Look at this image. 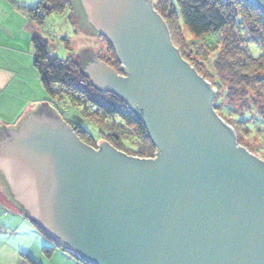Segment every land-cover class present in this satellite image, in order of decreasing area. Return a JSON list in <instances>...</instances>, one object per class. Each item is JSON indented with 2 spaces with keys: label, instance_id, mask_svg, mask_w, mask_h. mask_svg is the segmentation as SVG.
<instances>
[{
  "label": "water",
  "instance_id": "obj_1",
  "mask_svg": "<svg viewBox=\"0 0 264 264\" xmlns=\"http://www.w3.org/2000/svg\"><path fill=\"white\" fill-rule=\"evenodd\" d=\"M249 1L264 12V0ZM71 3L129 75L92 49L77 55L82 71L136 110L156 157L106 141L96 150L41 104L0 128L2 197L89 264H264V159L216 113V89L182 58L152 0Z\"/></svg>",
  "mask_w": 264,
  "mask_h": 264
},
{
  "label": "trees",
  "instance_id": "obj_2",
  "mask_svg": "<svg viewBox=\"0 0 264 264\" xmlns=\"http://www.w3.org/2000/svg\"><path fill=\"white\" fill-rule=\"evenodd\" d=\"M73 5L71 0H41L30 8V14L44 24L48 15ZM154 7L182 58L216 88L213 108L233 127L237 142L242 143V136L259 137L261 147L256 150L264 149V12L249 0H159ZM104 41L115 53L108 56L107 64L122 71L115 50ZM32 42L48 99L83 141L97 142L88 130L64 116L62 108L69 104L81 107L90 119L104 122L107 129L103 125L101 129L115 148L124 150L123 146L134 153L125 152L128 155H155L158 146L145 121L124 99L96 88L72 48L62 59L51 55L49 40L38 31ZM250 42L260 47L258 56L251 53Z\"/></svg>",
  "mask_w": 264,
  "mask_h": 264
},
{
  "label": "crops",
  "instance_id": "obj_3",
  "mask_svg": "<svg viewBox=\"0 0 264 264\" xmlns=\"http://www.w3.org/2000/svg\"><path fill=\"white\" fill-rule=\"evenodd\" d=\"M39 1L41 0H0V128L19 125L29 112L45 103L57 115V108L48 99L40 71L35 65L32 35L38 31L44 36L43 28L48 20L47 17L45 23L41 24L30 14V8ZM65 11L71 13L72 8L67 7ZM72 50L78 62L77 55L80 52L76 49L74 52L73 48ZM88 76L91 80L89 74ZM2 203L9 204L0 193V206ZM13 208L18 211V216L35 222L24 211L14 206ZM36 228V234L46 244L42 249L38 247L36 252L21 253L18 258L19 264H87L70 249L59 244L42 227ZM4 229L8 230L7 227ZM47 247L50 251L46 250Z\"/></svg>",
  "mask_w": 264,
  "mask_h": 264
},
{
  "label": "rangeland",
  "instance_id": "obj_4",
  "mask_svg": "<svg viewBox=\"0 0 264 264\" xmlns=\"http://www.w3.org/2000/svg\"><path fill=\"white\" fill-rule=\"evenodd\" d=\"M158 1L159 0H152L153 4H156ZM47 17L48 20L43 28L45 30L43 35L49 40L50 51L53 57L57 56L66 59L71 51L69 49L71 48L74 49V52L75 49L78 52L85 49H92L97 59L108 65L106 60L108 56L112 54L115 55L112 49H110V47L108 48L106 41H104V38L106 37L103 38V35L98 31L91 32L79 26L72 12L69 13L64 10L54 12ZM111 46L115 50L113 45ZM249 48L254 56H258L261 53L260 47L255 42H250ZM74 58L76 59L75 54ZM116 71L122 77H127L129 75L127 72L124 73L123 70ZM62 109L66 118L72 119L75 123H79L85 130H88L94 136L97 142L91 141L92 145L90 144L94 149L100 150V144L103 141L112 145V142L107 139L101 129L102 125L107 129L104 122L100 120L98 121L101 123H98V121L96 122L97 118H92L95 120L93 121L83 112V110H81V107L73 104H69ZM57 115L61 120L65 121L66 124L68 123L58 110ZM70 126L73 128L72 125ZM261 137L264 139V135ZM260 140L259 137L242 136V143L239 144L247 149L250 148V151L264 159V149H261L263 152L256 150L257 146L261 147ZM119 146L121 145L119 144ZM121 147L124 149L121 151L134 154L125 147ZM17 212L18 211H16L10 204L2 203V206H0V224H2L0 225V264H19L18 258L21 253L26 254L27 252H36L38 247L42 249L46 244V242H42L41 238L36 234L35 229L40 226L33 221L31 222L30 220H25L21 216H18ZM5 227H7L8 230H5Z\"/></svg>",
  "mask_w": 264,
  "mask_h": 264
},
{
  "label": "built area",
  "instance_id": "obj_5",
  "mask_svg": "<svg viewBox=\"0 0 264 264\" xmlns=\"http://www.w3.org/2000/svg\"><path fill=\"white\" fill-rule=\"evenodd\" d=\"M156 154H157V152L155 153L154 156H150V157H141V158H155V157H156ZM133 156H135V157H140V156H137V155H133Z\"/></svg>",
  "mask_w": 264,
  "mask_h": 264
}]
</instances>
